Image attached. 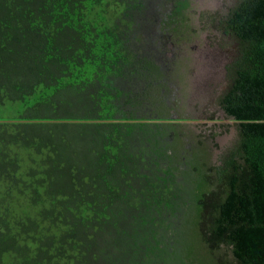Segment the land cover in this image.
Listing matches in <instances>:
<instances>
[{
	"label": "trees",
	"instance_id": "obj_1",
	"mask_svg": "<svg viewBox=\"0 0 264 264\" xmlns=\"http://www.w3.org/2000/svg\"><path fill=\"white\" fill-rule=\"evenodd\" d=\"M146 1L0 0V106H19L0 120V264H264V0L225 20L238 123L217 164L201 141L178 159L173 124L129 96L161 70L110 9Z\"/></svg>",
	"mask_w": 264,
	"mask_h": 264
},
{
	"label": "rangeland",
	"instance_id": "obj_2",
	"mask_svg": "<svg viewBox=\"0 0 264 264\" xmlns=\"http://www.w3.org/2000/svg\"><path fill=\"white\" fill-rule=\"evenodd\" d=\"M150 1V6L147 8L133 9L131 16L126 15V4L123 2H116L110 9L111 23L117 25V31L123 34V37L126 36L130 43L129 58L133 59L135 56L141 58L148 55L149 50L152 51L150 46L145 45L148 40L145 38L143 27L146 21L153 22V17L146 18V15L154 9H156L155 16H161V19L166 21L167 30L173 34L174 44L180 45L184 55L172 59L169 58L170 56L161 58L166 67L161 66V75L159 73L144 80L131 77L127 83L129 96L131 100L136 99L135 109L142 115L141 118L153 120L160 114L161 120L173 124L174 131L168 130V132L170 143L177 150L178 159L191 157L194 153L193 146L201 141L208 148L211 163L217 164L221 153L231 147L236 139V124L229 123L228 118L217 117V114L216 117L211 114L210 119H207L211 122L206 123L190 114L186 105L187 78L193 65V55H197L194 47L201 49L207 43L209 48H213L215 39H221L220 30L213 24L214 16L217 19L227 16L228 11L238 0ZM210 17L213 27L210 25ZM143 18L146 20L144 21ZM153 45L159 50L157 43L154 42ZM165 51L169 53V47H166ZM151 55L154 56L156 53L152 51ZM199 63L197 62L195 66L197 67ZM158 80L159 85H157ZM142 94L145 96L143 97ZM141 101L143 105L139 103ZM18 111V105L0 106V120L11 119L17 116ZM217 143L220 144L219 147ZM193 233L190 227L186 228L185 236L190 242L194 239Z\"/></svg>",
	"mask_w": 264,
	"mask_h": 264
},
{
	"label": "flooded vegetation",
	"instance_id": "obj_3",
	"mask_svg": "<svg viewBox=\"0 0 264 264\" xmlns=\"http://www.w3.org/2000/svg\"><path fill=\"white\" fill-rule=\"evenodd\" d=\"M150 3L151 1L147 0L144 7H149ZM155 10H150V14L147 13L146 18L153 17V22L146 21L143 30L145 31V38L148 40L145 45L150 46L157 55L152 56V51L149 50L151 54L149 53L146 56L153 59L161 70V66L166 68L163 63L164 60H161V58L170 56L169 58L172 59L178 57V55H184V52L180 45L174 44L173 34L167 30L166 21H163L161 16H155ZM226 17L217 19L214 16L213 24L220 30L219 36L221 39H215L213 48H209L207 43L201 49L194 47L197 55H193V65L187 78V111L195 118L204 120L205 123L211 122L207 120L210 119L211 114L214 116L217 114L216 116L221 118L219 115V111L222 110L220 99L232 85L230 75L232 65L240 55L238 41L226 30ZM146 18H143L144 21ZM211 20L212 17H210V25L213 27ZM154 42L160 47L159 50L153 45ZM166 47H169V53L165 51ZM197 62L200 63L196 67ZM217 144L219 147L220 144Z\"/></svg>",
	"mask_w": 264,
	"mask_h": 264
},
{
	"label": "water",
	"instance_id": "obj_4",
	"mask_svg": "<svg viewBox=\"0 0 264 264\" xmlns=\"http://www.w3.org/2000/svg\"><path fill=\"white\" fill-rule=\"evenodd\" d=\"M219 115H220L221 118H223V117L228 118V117L224 114V112H223L222 110L219 111ZM228 119H230L229 123H235V124L238 123V121H234L232 118H228Z\"/></svg>",
	"mask_w": 264,
	"mask_h": 264
}]
</instances>
